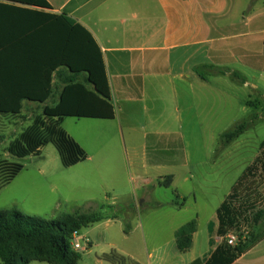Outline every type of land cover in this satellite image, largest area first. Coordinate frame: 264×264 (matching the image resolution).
<instances>
[{
	"label": "crops",
	"instance_id": "1",
	"mask_svg": "<svg viewBox=\"0 0 264 264\" xmlns=\"http://www.w3.org/2000/svg\"><path fill=\"white\" fill-rule=\"evenodd\" d=\"M46 1L51 7L47 12L70 17L92 35L102 50L116 111L114 120L102 121L116 122L123 133L141 132L148 140L153 123L150 108L158 99L166 106L159 120L169 127L190 125L197 93L212 80H222L206 67L238 72L245 79V85L248 80L239 70L264 72V0ZM0 3L45 12L20 3L2 0ZM24 16L0 15V34L18 33L32 26L34 17ZM58 102L59 94H56L47 106ZM45 106L23 102L20 118L16 120L41 115ZM178 112L182 115L180 119ZM153 137L166 136L159 133ZM171 144L172 141L162 143L163 152L176 147L172 148ZM71 190L74 184L42 166L33 177L16 185L9 203L24 214V211H39L59 217L62 193ZM152 204L158 211L164 205L159 201ZM131 211L129 206L127 212ZM191 221L176 226L167 236L156 237L160 231L155 229L149 235L143 233L142 237L126 234L125 241L131 246L121 257L131 264H206L222 241L218 237L217 210L209 222L197 228L191 248L180 252L176 234ZM234 264H264V240Z\"/></svg>",
	"mask_w": 264,
	"mask_h": 264
},
{
	"label": "rangeland",
	"instance_id": "2",
	"mask_svg": "<svg viewBox=\"0 0 264 264\" xmlns=\"http://www.w3.org/2000/svg\"><path fill=\"white\" fill-rule=\"evenodd\" d=\"M239 71L246 76L248 85L238 84L228 75L220 76V82L212 80L197 93L199 97L188 126L164 124L158 116L166 106L159 99L152 103L153 123L148 140L141 132L123 133L116 122L64 119L61 128L88 154L84 163L73 168L62 166L58 151L51 144L42 149L40 160L35 156L24 159L11 156V147L21 141L26 131L33 130L37 122L45 123L42 114L18 121L0 119V164L12 162L24 166L16 182L0 192V212L14 209L9 200L18 183L22 185L40 167L46 166L50 173L74 184V190L62 193V215L77 210L99 212L101 206L122 211L116 212L111 222L105 220L82 230L84 242H81L79 264H131L124 258L116 262L107 259L122 258V252L131 246L125 241L126 234L142 237L155 229L160 231L156 237L167 236L173 228L189 220L195 221L200 229L215 216L254 163L264 142V72ZM181 116L178 112L177 117ZM243 123L249 125L244 134L230 144H222V136ZM159 133L166 137H153ZM167 141H172V148L176 147L163 152L162 143ZM260 188L264 196V183ZM155 201L164 204L161 210L154 209ZM129 206L133 210L130 213ZM24 212L26 216L45 220L59 218L53 213Z\"/></svg>",
	"mask_w": 264,
	"mask_h": 264
},
{
	"label": "trees",
	"instance_id": "3",
	"mask_svg": "<svg viewBox=\"0 0 264 264\" xmlns=\"http://www.w3.org/2000/svg\"><path fill=\"white\" fill-rule=\"evenodd\" d=\"M2 1L45 10L38 12L0 3V15L34 17L29 28L0 34V119L20 118L23 102L46 105L42 114L45 123L37 122L33 130L26 131L21 141L11 147V156L17 159L39 157L42 149L51 144L58 151L64 168L84 163L88 159L87 152L61 125L66 118L115 119L102 50L92 35L70 17L47 12L51 7L46 0ZM206 69L212 70L214 75H228L234 82L246 84L238 72L214 66ZM56 94H59L58 104L47 106ZM248 126L243 123L224 134L222 144L232 143ZM23 170L24 166L18 163H1L0 192ZM260 175L264 176V142L259 156L217 210L218 237L222 241L206 264H234L264 240V196L260 191L264 177L259 180ZM120 212L115 207L101 206L99 212L77 210L56 220H45L26 216L17 209L2 211L1 264H79L82 255L72 247L73 235L111 217L116 218L115 213ZM196 230V222L192 221L177 232L180 252L191 248ZM231 233L238 234L234 246L227 240ZM107 259L111 262L124 260L115 256Z\"/></svg>",
	"mask_w": 264,
	"mask_h": 264
},
{
	"label": "built area",
	"instance_id": "4",
	"mask_svg": "<svg viewBox=\"0 0 264 264\" xmlns=\"http://www.w3.org/2000/svg\"><path fill=\"white\" fill-rule=\"evenodd\" d=\"M227 240L230 245L234 246L238 241V236H236V233H231L228 235ZM86 241L87 244H90L89 240ZM81 242H84V238L81 237V232L75 233L71 241L72 247L75 251L79 252L80 250H82Z\"/></svg>",
	"mask_w": 264,
	"mask_h": 264
}]
</instances>
